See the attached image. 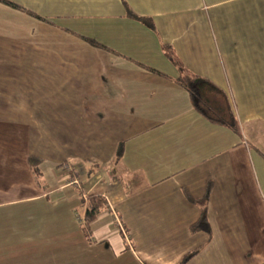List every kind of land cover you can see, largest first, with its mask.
I'll list each match as a JSON object with an SVG mask.
<instances>
[{
    "label": "crops",
    "instance_id": "1",
    "mask_svg": "<svg viewBox=\"0 0 264 264\" xmlns=\"http://www.w3.org/2000/svg\"><path fill=\"white\" fill-rule=\"evenodd\" d=\"M10 1L38 16L0 1V264H264V0ZM162 44L231 90L239 131L196 111ZM208 183L210 237L183 192Z\"/></svg>",
    "mask_w": 264,
    "mask_h": 264
},
{
    "label": "trees",
    "instance_id": "2",
    "mask_svg": "<svg viewBox=\"0 0 264 264\" xmlns=\"http://www.w3.org/2000/svg\"><path fill=\"white\" fill-rule=\"evenodd\" d=\"M1 2L12 6L14 8L20 9L28 14L33 16H38L36 13L31 10L14 3L10 0H0ZM126 14L130 17H133L151 29H154V22L149 16H140L132 12L130 9L126 10ZM85 40L90 42L93 45L100 46L95 40L84 37ZM162 51L165 57L178 68L179 75L175 78V81L184 87L190 97L191 103L193 107L202 114L207 120L230 127L234 131H239V123L236 118L235 112L233 110L232 102L230 95L227 92L215 84H213L207 78L197 75L187 68H185L178 58L176 53L174 52L172 46L169 44H162ZM122 154L121 145L119 146L116 152V158L120 157ZM40 158L36 156L29 157V164L32 168L35 176L39 180L40 172L38 169V164L40 162ZM211 190V184L208 183L205 187L204 193L201 197L195 199L190 196L188 191L184 188L183 192L185 196L192 202L196 203L199 208V216L198 218L189 225L190 232L203 231L210 237L211 229L207 220L206 210H207V202L208 197ZM84 203V212H83V223L82 229L87 231L90 222L99 214V212L106 207V200L104 196L100 194H89L81 198ZM198 249H194L191 252L185 254L177 264H183L186 262L191 256H193Z\"/></svg>",
    "mask_w": 264,
    "mask_h": 264
},
{
    "label": "built area",
    "instance_id": "3",
    "mask_svg": "<svg viewBox=\"0 0 264 264\" xmlns=\"http://www.w3.org/2000/svg\"><path fill=\"white\" fill-rule=\"evenodd\" d=\"M61 168L64 173L63 186H68L74 189H78L80 187L78 171H76V169L73 166H71L69 163H63L61 165ZM75 218L79 224L83 223V217L76 215ZM116 222L118 223L119 226H121L117 218H116ZM126 240L129 241L128 235H126Z\"/></svg>",
    "mask_w": 264,
    "mask_h": 264
},
{
    "label": "rangeland",
    "instance_id": "4",
    "mask_svg": "<svg viewBox=\"0 0 264 264\" xmlns=\"http://www.w3.org/2000/svg\"><path fill=\"white\" fill-rule=\"evenodd\" d=\"M230 96H232V94H231V90H229V93H228ZM231 99H232V97H231Z\"/></svg>",
    "mask_w": 264,
    "mask_h": 264
}]
</instances>
